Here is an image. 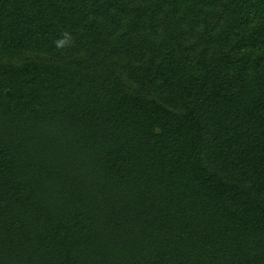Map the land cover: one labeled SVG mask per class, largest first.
I'll list each match as a JSON object with an SVG mask.
<instances>
[{
  "label": "trees",
  "instance_id": "obj_1",
  "mask_svg": "<svg viewBox=\"0 0 264 264\" xmlns=\"http://www.w3.org/2000/svg\"><path fill=\"white\" fill-rule=\"evenodd\" d=\"M0 264H264V0H0Z\"/></svg>",
  "mask_w": 264,
  "mask_h": 264
},
{
  "label": "clouds",
  "instance_id": "obj_2",
  "mask_svg": "<svg viewBox=\"0 0 264 264\" xmlns=\"http://www.w3.org/2000/svg\"><path fill=\"white\" fill-rule=\"evenodd\" d=\"M69 38H70V33L62 32L61 37L54 42L55 46L58 48L65 46V44L68 42Z\"/></svg>",
  "mask_w": 264,
  "mask_h": 264
}]
</instances>
